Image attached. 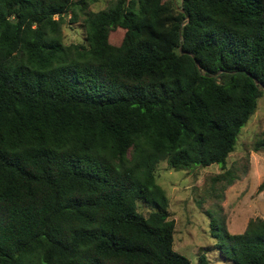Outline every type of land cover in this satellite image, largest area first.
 Wrapping results in <instances>:
<instances>
[{
	"label": "trees",
	"instance_id": "trees-1",
	"mask_svg": "<svg viewBox=\"0 0 264 264\" xmlns=\"http://www.w3.org/2000/svg\"><path fill=\"white\" fill-rule=\"evenodd\" d=\"M89 1L0 0V264H189L155 169L225 168L263 93L264 0ZM214 226L264 264V217Z\"/></svg>",
	"mask_w": 264,
	"mask_h": 264
},
{
	"label": "rangeland",
	"instance_id": "rangeland-1",
	"mask_svg": "<svg viewBox=\"0 0 264 264\" xmlns=\"http://www.w3.org/2000/svg\"><path fill=\"white\" fill-rule=\"evenodd\" d=\"M113 1H89L87 8L101 9ZM75 11V20H71L70 12L63 15L61 36L65 44L84 39L83 15L77 7ZM110 34L119 40L122 31ZM261 88L263 93L242 126L224 169L211 163L176 170L165 160L156 166L155 176L167 195L169 217L174 220L172 247L185 255L189 264H197L201 253L206 255L208 264H233L222 255V239L211 234L212 224L219 225L214 226L218 227L216 232H241L249 220L264 217V151L252 148L255 138L264 132V88ZM226 171L229 173L225 174ZM218 174L221 176L215 179ZM141 211L146 215L148 208Z\"/></svg>",
	"mask_w": 264,
	"mask_h": 264
},
{
	"label": "water",
	"instance_id": "water-1",
	"mask_svg": "<svg viewBox=\"0 0 264 264\" xmlns=\"http://www.w3.org/2000/svg\"><path fill=\"white\" fill-rule=\"evenodd\" d=\"M180 52H183V50L180 48ZM192 55V53H190ZM195 64L198 65V62L195 60ZM254 81L257 82L256 78H254ZM264 88V86H262Z\"/></svg>",
	"mask_w": 264,
	"mask_h": 264
}]
</instances>
